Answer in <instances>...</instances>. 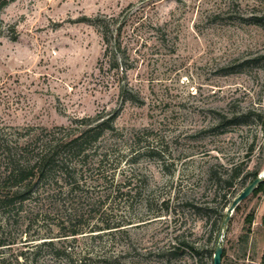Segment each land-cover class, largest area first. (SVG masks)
<instances>
[{"label": "rangeland", "instance_id": "374dc122", "mask_svg": "<svg viewBox=\"0 0 264 264\" xmlns=\"http://www.w3.org/2000/svg\"><path fill=\"white\" fill-rule=\"evenodd\" d=\"M97 19L121 27L122 77ZM259 115L264 0H0V127H113L75 190L62 183L0 211V260L212 264L221 181L233 165L264 176ZM248 184L236 181L234 196ZM218 243L221 264L260 263L264 186L238 205Z\"/></svg>", "mask_w": 264, "mask_h": 264}, {"label": "trees", "instance_id": "16d2710c", "mask_svg": "<svg viewBox=\"0 0 264 264\" xmlns=\"http://www.w3.org/2000/svg\"><path fill=\"white\" fill-rule=\"evenodd\" d=\"M3 4L5 2L3 1ZM113 21V20H112ZM96 26L101 29L103 42L105 44L106 53L111 52V67L119 69V74H125V67L122 63H117L115 51L120 49V26L117 27L115 33L111 30V22L109 20H98ZM124 63V62H123ZM125 70V71H124ZM126 100V91L124 88L120 91ZM258 122L261 127L264 124V115H259ZM226 125H235L237 117L222 119ZM107 130L113 131L110 121H104L95 125L84 124V127L77 129L75 132H69L65 128H54L48 130L40 129H13L0 127V211L9 212L12 208L21 209L26 201L31 200L32 196L40 193H49L51 191L60 190L62 183L69 186L70 190H75L79 186L77 174L82 170L83 165L91 156L93 145L99 140L103 133ZM253 146L250 145L251 153ZM102 163V159L98 160ZM227 179H223L228 192L224 195V203L220 210L218 220L216 221L215 230L218 231V221L224 219L223 210L231 203L235 192L236 181L242 184L248 180L250 183L259 173L260 168L257 167L251 172L241 175L240 166L233 165L230 169ZM264 186L261 182L253 193L258 192ZM238 206L235 208V210ZM83 210V209H79ZM72 215H76V211H72ZM79 212V211H78ZM252 216L247 220L250 223ZM71 218H67V224L71 223ZM101 224L104 223L100 219ZM108 225H105L107 227ZM72 235L77 234L71 231ZM49 248H53V243L43 244ZM223 256V251H222ZM20 257H22L20 255ZM5 264V260H0ZM26 263L29 261L25 259ZM259 264H264V250Z\"/></svg>", "mask_w": 264, "mask_h": 264}, {"label": "water", "instance_id": "95a60500", "mask_svg": "<svg viewBox=\"0 0 264 264\" xmlns=\"http://www.w3.org/2000/svg\"><path fill=\"white\" fill-rule=\"evenodd\" d=\"M263 179L264 177L262 174H258L236 197L232 199L231 203L226 208L224 220L222 221L220 230L217 234V243L212 254V264H221L223 248L218 242L223 237V227L227 224L235 208L254 192Z\"/></svg>", "mask_w": 264, "mask_h": 264}, {"label": "bare ground", "instance_id": "6f19581e", "mask_svg": "<svg viewBox=\"0 0 264 264\" xmlns=\"http://www.w3.org/2000/svg\"><path fill=\"white\" fill-rule=\"evenodd\" d=\"M264 177V176H263Z\"/></svg>", "mask_w": 264, "mask_h": 264}]
</instances>
